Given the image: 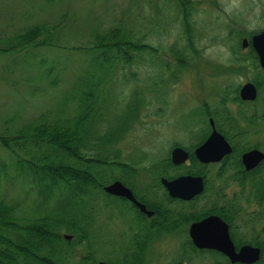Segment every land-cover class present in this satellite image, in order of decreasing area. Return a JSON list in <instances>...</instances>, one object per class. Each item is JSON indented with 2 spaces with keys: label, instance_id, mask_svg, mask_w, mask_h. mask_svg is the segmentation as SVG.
Wrapping results in <instances>:
<instances>
[{
  "label": "rangeland",
  "instance_id": "374dc122",
  "mask_svg": "<svg viewBox=\"0 0 264 264\" xmlns=\"http://www.w3.org/2000/svg\"><path fill=\"white\" fill-rule=\"evenodd\" d=\"M177 2L180 4L178 0H0V135L16 136L21 129L47 121L72 124L87 116V122L96 127L92 137L110 134L105 144L99 141L104 154L118 156L119 164L95 168L100 182L104 186L122 177L125 184L143 194L147 185L160 178L158 172L176 171L167 168L175 146L197 143L209 132L206 105L213 107L227 97L217 128L232 133L228 126L236 122V129L246 130L240 118L264 114V84L258 100L233 101V88L255 75L258 79V72L246 62L240 71L229 67L236 69L235 58L248 52L240 47L241 38L264 30V0H189L187 19ZM121 23L125 32H133L135 43L148 47L128 64L114 61L107 65L108 56L95 36L105 35ZM37 25L44 29L32 42L1 49ZM174 49L181 54L177 56ZM234 50L239 52L235 55ZM86 90L94 95L83 103ZM89 103L92 110H88ZM84 112L89 113L82 115ZM258 122V128L254 127L259 132L245 142L264 140V120ZM99 145L88 153L100 152ZM15 149L28 159L23 149ZM32 178L26 162L20 164L16 153L0 143V198L15 206L20 224L27 217L52 213L58 204L57 188L50 194L45 184ZM104 191L107 195L101 193L89 205L95 219L89 244L65 247L70 264L88 261L84 257L91 262L82 264H124V255L135 248L136 238L126 233L134 225L132 215L126 213L122 201ZM0 228L14 234L10 228ZM62 233L71 235L68 239L73 237ZM181 241L160 237L147 249L144 264L178 261ZM209 261L194 259V264Z\"/></svg>",
  "mask_w": 264,
  "mask_h": 264
},
{
  "label": "flooded vegetation",
  "instance_id": "af4514ba",
  "mask_svg": "<svg viewBox=\"0 0 264 264\" xmlns=\"http://www.w3.org/2000/svg\"><path fill=\"white\" fill-rule=\"evenodd\" d=\"M251 36L245 48L252 52L251 55L257 60L255 63H258V68L250 66L254 72L255 70L258 72L259 79H256V75L251 79L257 88V97L254 100H242L238 89L240 102L258 100L262 86L260 84H264V70ZM252 61L250 59V63H253ZM260 119L264 120V114L260 117L254 115L240 118L246 130L238 127L236 129V122L228 123V127L232 129L231 133L219 130L218 118L209 116L206 120L209 132L203 139L187 146L177 145L187 152L186 160L176 164L172 162L170 153V164L168 163L167 168L176 171L158 172L160 178L155 184L147 185L143 194L125 184L122 177L118 178L145 207L142 209L127 196L109 192L112 199L123 202L126 213L132 215L134 222L131 226L133 229L128 230L131 232L130 235L126 230L124 232L136 238L133 250L136 251V260L127 261L125 264L146 263L147 249L160 237L182 238V245L177 247L179 260L172 264H194V259L210 260L209 264H264V140L245 142L248 140L247 137L259 132L257 125ZM213 125L228 142L230 150L216 161L204 162L200 160L195 150L209 137ZM250 127L253 131L249 130ZM257 137L263 136L256 135ZM253 150L261 152L263 156L253 160L254 164L250 165L252 160L245 161L244 154ZM154 169L156 171L157 167ZM182 175L199 176L202 180V189L189 197L172 196L163 179L172 180ZM206 219L208 222L204 226L205 229L195 226ZM223 227L230 239L231 248L198 245L193 238L202 237L207 233L218 236Z\"/></svg>",
  "mask_w": 264,
  "mask_h": 264
},
{
  "label": "trees",
  "instance_id": "16d2710c",
  "mask_svg": "<svg viewBox=\"0 0 264 264\" xmlns=\"http://www.w3.org/2000/svg\"><path fill=\"white\" fill-rule=\"evenodd\" d=\"M178 1L180 4L177 2V8L178 10L181 7L184 8V19H187L186 13H189L191 2L189 0ZM43 29L41 25L30 28L29 31L18 35V40L1 49L12 50L25 46L32 42ZM132 33L125 32L121 23L119 27L109 29L105 35L95 36L98 38L100 49L108 56L107 65L114 61L128 64L132 62L136 54L148 47L143 42L135 43ZM175 51L177 56L181 54L179 50ZM238 52L239 50H234L233 54L236 55ZM251 54L249 50L246 55L241 57L239 55L240 58H235L238 67L229 68L240 71L243 62L258 68V63H255L257 60ZM250 59L253 63H250ZM227 91L228 89L224 93L228 94ZM232 92L234 93L233 101H240L238 86L234 87ZM84 93L83 103L88 96L94 95L92 90H86ZM225 99L227 97L218 101V104L213 107L206 105L204 116H213L217 119L220 111L225 110ZM87 106L88 110H92V103ZM88 113L84 112L82 115ZM95 128L87 122V116H84L72 124L47 121L21 129L16 136L0 135L1 145L16 153L20 164L26 162L32 172L33 181L36 179L37 182L45 184L46 191L50 194H54V188L58 190L55 193L58 195V204L54 210L50 211L52 213L34 218L27 217L28 221L24 224L17 221L14 214L15 206L7 204L0 198V227L14 231V234L7 233L0 228V264H70L67 261L70 252L65 249L66 245L83 242L89 244L88 236L94 232L90 228L92 229V223L95 221L91 214L93 210L89 205L92 200L96 201V196H100L101 193L107 195L95 168L105 169L107 165L117 162L118 158L116 155L111 157L104 154L106 152L102 143L109 141L110 134L103 138L99 137V139L97 136L96 139L92 137L96 132ZM98 145L100 152L88 153V150H95ZM15 147L23 149L28 159L21 157ZM121 165L129 167L124 163ZM62 231L73 234L72 239L66 238ZM132 255L135 257L136 251L124 255L125 263L128 260L133 262L136 260V258H128ZM84 258L88 261L82 260L79 264L91 262L89 257Z\"/></svg>",
  "mask_w": 264,
  "mask_h": 264
},
{
  "label": "water",
  "instance_id": "95a60500",
  "mask_svg": "<svg viewBox=\"0 0 264 264\" xmlns=\"http://www.w3.org/2000/svg\"><path fill=\"white\" fill-rule=\"evenodd\" d=\"M252 44L256 48L257 53L259 55L260 64L264 70V30H261L251 36ZM242 46H247L248 38L243 37L241 41ZM239 96L242 99L252 100L257 96V88L252 82H245L239 89ZM213 123L212 119L210 118ZM230 145L224 139L221 133H219L214 125L212 128V132L206 141L196 148L195 152L200 160L207 161H216L221 158L223 154L229 152ZM187 152L180 146H175L171 151V160L172 162L178 164L183 162L187 158ZM263 156V154L257 150H253L244 154V159L251 161L250 165L254 164L255 161ZM163 182L166 188L169 190V193L172 196L179 197H189L190 195L198 192L202 189V180L199 176H190V175H182L172 180L163 179ZM104 190L117 194L127 196L131 200H134L142 209H145L144 205L136 200L133 196L131 190L125 186L121 181L115 180L114 182L107 184L104 186ZM208 222V219L196 224L195 226L198 228L205 229V225ZM223 231L216 235H211L207 233L202 237L195 236L194 240L198 245L203 246H213L217 248H231V244L229 243L230 239L228 234H226V229L223 227ZM66 238H70L71 235L65 234ZM99 264H108L105 261H100Z\"/></svg>",
  "mask_w": 264,
  "mask_h": 264
}]
</instances>
